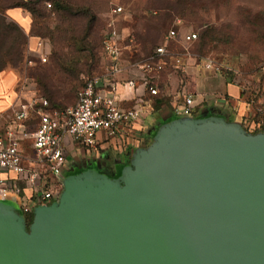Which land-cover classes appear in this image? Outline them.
Instances as JSON below:
<instances>
[{
    "label": "water",
    "instance_id": "95a60500",
    "mask_svg": "<svg viewBox=\"0 0 264 264\" xmlns=\"http://www.w3.org/2000/svg\"><path fill=\"white\" fill-rule=\"evenodd\" d=\"M63 184L29 229L0 202V264H264V132L184 117L120 178L88 170Z\"/></svg>",
    "mask_w": 264,
    "mask_h": 264
},
{
    "label": "rangeland",
    "instance_id": "374dc122",
    "mask_svg": "<svg viewBox=\"0 0 264 264\" xmlns=\"http://www.w3.org/2000/svg\"><path fill=\"white\" fill-rule=\"evenodd\" d=\"M59 1L62 8H56L53 0H0L7 24L13 21L6 11L11 6L39 2L37 8L42 14L34 19L21 9L28 22L26 29L20 25L27 37L24 60L17 67L9 65L1 75L13 84L3 92L6 97L0 94V101L8 100L6 105L0 102V115H11L15 92L24 78L34 80L39 93L53 104L74 105L77 91L87 78H101L108 72L110 59L102 44L111 21L133 40L123 46L119 59L121 67L131 66L130 72L143 73L136 66L149 61L170 30L177 29L182 36L194 31L200 35L190 48L196 62L202 65L203 59H211L233 69L239 84L247 82L251 92L264 98V0ZM117 7L123 12L115 14ZM39 38L48 52L46 63L30 54ZM172 51L179 54L182 48L173 45ZM129 75L124 71L118 82ZM162 85L161 80L160 90ZM10 203L17 207L16 202Z\"/></svg>",
    "mask_w": 264,
    "mask_h": 264
},
{
    "label": "built area",
    "instance_id": "2783aa9c",
    "mask_svg": "<svg viewBox=\"0 0 264 264\" xmlns=\"http://www.w3.org/2000/svg\"><path fill=\"white\" fill-rule=\"evenodd\" d=\"M122 12V7L114 9L115 14ZM197 39L196 32L182 36L171 30L163 43L154 49L149 61L136 67L147 74H159L170 64L176 71L186 74L187 60L194 58L190 48ZM129 41L133 42L130 36L119 31L116 22H109L103 36L104 53L113 63L108 73L123 72L119 59L123 46ZM173 45H180L182 53H173ZM30 54L38 55L46 63L48 52L44 41L39 39ZM203 60L206 71L221 74L223 69L232 70L211 59ZM233 80L238 83V76L235 75ZM99 82V77L88 79L74 105L53 110L49 100L39 95L34 80H21L11 115L5 127L0 129V202H16L17 210L24 216L33 214L38 206L58 201L64 188L62 175L67 162V137L84 148L93 149L100 132L114 134L121 122L140 120V107L120 106L115 93L102 94ZM130 85L134 86V83L130 82ZM240 86L246 102L255 107L257 120L249 125L250 130L264 132V98L258 103V93L251 92L247 82ZM150 92L152 95L158 93L156 88ZM193 108V96H188L177 113L189 117L193 115Z\"/></svg>",
    "mask_w": 264,
    "mask_h": 264
},
{
    "label": "crops",
    "instance_id": "0c3cea01",
    "mask_svg": "<svg viewBox=\"0 0 264 264\" xmlns=\"http://www.w3.org/2000/svg\"><path fill=\"white\" fill-rule=\"evenodd\" d=\"M7 14L26 29L28 22L21 9L9 10ZM187 62L186 74L174 70L159 74L130 72L131 66L126 65L123 72L127 71L130 75L126 79L123 78V82H118L123 72L120 74L107 72L99 78V88L103 95L110 96L115 93L120 106L140 107L141 118L136 123L121 122L114 134L100 132L97 145L93 149L84 148L67 137L65 140L67 162L62 175L63 180L88 170H96L102 174L108 171L113 177L123 172L138 150L153 143L163 126L176 121L174 120L176 118L178 120L185 117L179 115L177 110L185 104L188 96H193L194 99L192 116L224 117L229 122L242 124L255 115V107L246 102L239 83L222 74L204 70L203 65L194 58L188 59ZM11 74L14 75L9 73ZM161 80L162 90L158 87ZM130 82H133L134 86L130 85ZM12 84L13 80L1 78L0 94L8 92ZM152 88H157L158 96L151 95ZM1 96L6 97L4 93ZM161 99H164V103L158 108L156 104ZM261 101L258 99V103ZM0 102L6 105L8 100ZM7 119L8 117L1 115L0 129L5 127Z\"/></svg>",
    "mask_w": 264,
    "mask_h": 264
},
{
    "label": "trees",
    "instance_id": "16d2710c",
    "mask_svg": "<svg viewBox=\"0 0 264 264\" xmlns=\"http://www.w3.org/2000/svg\"><path fill=\"white\" fill-rule=\"evenodd\" d=\"M53 2L55 4L56 8H62L59 0H53ZM39 4H40L39 2H35V3H30L29 5L24 4V5L11 6V7H8L6 11H9L12 9H24V10H27L29 13H31V15L35 19V18L42 17L41 11L37 8L38 7L37 5H39ZM172 30L178 31L177 29H172ZM192 32H194V31H192ZM39 39H41V38H39ZM199 39H200V35L198 34V39L192 44L191 48L194 46V44H196L199 41ZM41 40H43V39H41ZM26 41H27V37H26V32L24 31V29L15 21H12L11 23L7 24L6 23L5 9L0 8V79H1V75L4 72L6 67H8L9 65H11L12 67H17L20 63L23 62V60H24V48L26 46ZM102 48H103V44H102ZM103 52H104V49H103ZM108 63H109V66H111L113 64L111 60H109ZM219 65H221V64H219ZM168 70L176 71L175 69H173V67H170V64L166 67V69L163 72L168 71ZM221 74L230 80H232L236 75L233 69L232 70L223 69ZM90 78H94V77H89L85 80L83 85L77 91L76 100H77V96H78L79 92L84 88L87 80ZM38 93H39V91H38ZM39 95L42 96L40 93H39ZM158 95H159V92L156 95H152V96H158ZM42 97H44V96H42ZM44 98H46V97H44ZM46 99H48V98H46ZM48 100L51 104V109H53V110L54 109L67 108V107H59L58 105L53 104L50 99H48ZM159 101L160 102H158V104H156V107L158 106V108L164 103V99H161ZM191 117L192 118H200L198 116H191ZM174 120H177V118ZM256 120H257V117L254 115L253 117L246 119L241 125L249 133H253V134L260 133V130L252 131L249 128V125ZM130 165H131V162L129 163L128 166H130ZM121 176H122V172H119L118 174L115 175V177H112V178L117 179V178H120ZM7 203H10V202H7ZM24 217L26 218L27 226L29 229V226L33 222L34 214L24 215Z\"/></svg>",
    "mask_w": 264,
    "mask_h": 264
},
{
    "label": "flooded vegetation",
    "instance_id": "af4514ba",
    "mask_svg": "<svg viewBox=\"0 0 264 264\" xmlns=\"http://www.w3.org/2000/svg\"><path fill=\"white\" fill-rule=\"evenodd\" d=\"M105 173H106L107 175H109L110 177H113V174H112L111 172L106 171Z\"/></svg>",
    "mask_w": 264,
    "mask_h": 264
}]
</instances>
